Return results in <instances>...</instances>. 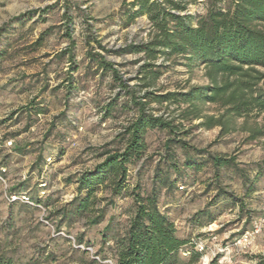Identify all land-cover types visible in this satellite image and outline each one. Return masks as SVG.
<instances>
[{"label": "clouds", "instance_id": "obj_1", "mask_svg": "<svg viewBox=\"0 0 264 264\" xmlns=\"http://www.w3.org/2000/svg\"><path fill=\"white\" fill-rule=\"evenodd\" d=\"M0 264H264V0H0Z\"/></svg>", "mask_w": 264, "mask_h": 264}]
</instances>
